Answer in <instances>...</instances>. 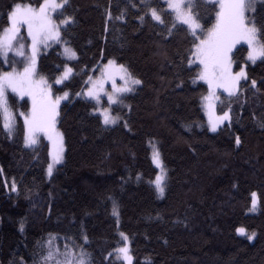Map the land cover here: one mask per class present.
Returning a JSON list of instances; mask_svg holds the SVG:
<instances>
[{
  "label": "trees",
  "instance_id": "obj_1",
  "mask_svg": "<svg viewBox=\"0 0 264 264\" xmlns=\"http://www.w3.org/2000/svg\"><path fill=\"white\" fill-rule=\"evenodd\" d=\"M16 2L37 6L40 0H0V28ZM150 2L167 10L164 0ZM191 9L205 28L215 22L218 6L195 0ZM65 15L75 23L62 32V40L77 59L68 61L56 45L37 63L55 93H70L57 122L64 134V160L50 177L47 137L41 135L35 146L24 143L19 113L29 111L31 101L9 92L16 117L11 137L0 116V264H38V245L50 235L62 246L65 236L86 235L92 264H123L108 256L121 232L129 238L132 264H264V128L259 126L264 61L247 63L239 99L222 94L217 111L229 110L230 104L231 125L211 132L201 106L208 86L192 82L199 69L187 62L192 37L186 26L164 15L169 27L177 25L170 32L152 20L141 0H69ZM252 16L257 27L264 22V1ZM237 48V63L243 65L247 46ZM109 59L141 84L124 97L125 107H114L120 121L106 126L95 102L75 94L87 89L91 75ZM65 63L73 73L56 85ZM0 69L9 66L0 60ZM150 143L158 146L167 172L161 198L150 183L158 171ZM253 192L255 211L250 210Z\"/></svg>",
  "mask_w": 264,
  "mask_h": 264
},
{
  "label": "snow or ice",
  "instance_id": "obj_2",
  "mask_svg": "<svg viewBox=\"0 0 264 264\" xmlns=\"http://www.w3.org/2000/svg\"><path fill=\"white\" fill-rule=\"evenodd\" d=\"M167 10L157 6H152L150 0H141L150 13L152 20L165 25L171 32L176 29V23L169 27L163 18L168 15L178 21L181 26H186L192 37L189 48L190 57L188 64L193 65L198 62V71L193 77L195 84L198 80L204 81L208 86V95L202 96L204 107L208 110V130L216 132L225 122L231 125V105L227 111L222 109L220 115L215 113V101L219 99L216 95L217 89H223L228 97L239 99L241 81L248 80L245 66L248 62L253 64L257 60L264 61V22L257 27L255 19L250 20L246 15L250 10L255 11L256 0H208L213 6H218L215 13V22L211 27L205 28L200 23V17L194 15L186 0H164ZM69 0H40L37 6L31 3L16 2L10 6L6 25L0 28V60L9 66L8 71L0 69V116L3 118V129L9 137L15 132V114L10 109L9 92L23 100L28 97L31 101V108L27 112H20L24 125L25 145L37 143L39 134L43 133L52 142L54 152L50 153L53 163L48 164V175H52L53 164L60 163L63 159V136L56 129L58 109L62 100L69 98V92L64 91L63 95H54L53 85L44 76L37 73V56L41 47H48L50 42L60 43L62 32L75 23L74 17L65 15ZM133 7H136L133 4ZM147 15V13H145ZM111 19V12L108 13ZM123 19V15L115 17ZM141 21L144 16L139 17ZM22 29L25 31L22 32ZM26 32V34H25ZM30 41V43H29ZM243 42L247 45V56L244 64L237 63L236 57L240 51L238 44ZM63 53L67 59L76 58V51L67 42L64 43ZM239 71H233V65ZM17 65H22L18 67ZM63 73L58 76L54 83L61 84L69 79L73 73V68L64 64ZM122 81L119 86L116 78ZM112 81V91L106 92L104 82ZM88 87L83 93L77 92L75 95H85L100 104L101 93L107 95L108 107H99L95 110L100 113L104 125L115 124L121 117L119 114L113 115L112 105H122L123 95L134 92L136 85L141 81L132 76L123 64H117L109 59L107 64L101 69V78L92 81L89 78ZM251 87L257 89V81L251 80ZM259 126L264 128V120L259 122ZM127 127V122H125ZM236 145L241 144L239 136L235 138ZM152 160L160 172L155 179L150 181L155 186L159 195H163L166 188V169L161 159L160 151L153 145ZM12 190H16L13 183ZM251 211H255L257 205V194L251 193ZM113 214L118 215L117 206L113 205ZM236 231L242 235L246 234L244 227H238ZM121 241L118 246L109 252L108 256L116 260H121L123 264H132L133 257L130 254L128 237L119 233ZM255 233L247 236L253 239ZM60 239L56 236H49L47 241L38 245L40 249L38 264H92L91 254L85 245L88 237L82 238L65 236L66 243L63 249L53 244V240ZM82 239V242H78ZM148 264H151L149 261Z\"/></svg>",
  "mask_w": 264,
  "mask_h": 264
},
{
  "label": "rangeland",
  "instance_id": "obj_3",
  "mask_svg": "<svg viewBox=\"0 0 264 264\" xmlns=\"http://www.w3.org/2000/svg\"><path fill=\"white\" fill-rule=\"evenodd\" d=\"M194 1L195 0H186V4L189 6V8H190V11L192 12V4L194 3ZM206 1H208V0H206ZM261 1H264V0H256V2H255V6H256V4L258 3V2H261ZM193 13V12H192ZM252 13H253V11L252 10H250L246 15L249 17V19L250 20H252L253 19V16H252ZM194 14V13H193ZM195 15V14H194ZM25 30L24 29H22V32H24ZM25 34H26V32H25ZM29 43H30V41H29ZM64 43H65V41L64 40H62L60 43H53V42H50L49 43V46L48 47H41V49H40V51H39V53H38V56H37V63H38V59H39V57H40V55L43 53V52H46V51H48L51 47H53V46H56V45H59L60 47H61V53H62V55H63V57L65 58V59H67L66 57H65V55H64V53H63V49H64ZM69 45V44H68ZM239 45H246V44H244L243 42H241V44H238L237 45V47L239 46ZM70 46V45H69ZM247 46V45H246ZM70 47H72V46H70ZM73 48V47H72ZM74 49V48H73ZM77 53V52H76ZM77 59V56H76V58H73V59H67L68 61H74V60H76ZM113 60V59H112ZM248 63H251V62H248ZM105 64H107V62L105 63ZM105 64H103L100 68H99V71H98V73L96 74V75H91V79H92V81H95V80H97V79H99V78H101V69L103 68V66L105 65ZM197 64H198V62H197ZM18 66V65H17ZM247 66V65H246ZM246 66H245V70H246ZM18 67H22V66H18ZM36 67H37V65H36ZM8 70H10V69H8ZM8 70H6V71H8ZM129 71V70H128ZM233 71H239V68H236L235 67V64L233 65ZM37 73H38V77L37 78H39V76H43V75H41V74H39V72H38V70H37ZM133 76V75H132ZM134 77V76H133ZM136 78V77H135ZM137 79V78H136ZM199 81V80H198ZM243 81V80H242ZM241 81V82H242ZM49 82V81H48ZM201 82H203V83H205L204 81H201ZM50 83V82H49ZM50 84H52V85H54L53 83H50ZM116 84L119 86L120 84H122V81L119 79V77H117L116 78ZM206 84V83H205ZM137 86L138 85H136V86H134L135 87V89L137 88ZM88 87H91V84L89 83L88 84ZM87 87V88H88ZM104 89H105V91L106 92H111L112 91V81L111 80H107V81H105L104 82ZM87 90V89H86ZM85 90V91H86ZM52 91H53V94L54 95H63V93L64 92H61V93H55V91H54V86L52 87ZM69 92V91H68ZM128 93H126V94H124L123 95V97H122V99H123V104L122 105H112L111 107H112V109H114V107H120V108H123V107H125L127 104H126V101L124 100V97L127 95ZM222 94H225V95H228L226 92H224L223 91V89H217L216 90V95L219 97V99L218 100H216L214 103H215V113H216V115H220L221 113H219L218 111H217V104H218V102H219V100H220V98H221V96H222ZM208 95V91H207V93H205V95H203V96H207ZM81 97H85V98H88V99H91V98H89V97H87V96H85V95H80ZM25 98V97H24ZM28 98V97H27ZM69 98H70V93H69ZM68 98V99H69ZM67 99V100H68ZM67 100H62L61 101V103H60V106H59V109H58V112L60 111V107H61V105L65 102V101H67ZM91 100H93V99H91ZM94 102H95V104H96V107H95V109L96 108H99V107H108L109 105H108V98H107V95H104V93H101V101H100V104H97V102L95 101V100H93ZM204 101H202L201 100V106H202V111H203V114H204V116H205V119H206V123H205V125L206 126H208V119H209V115H208V110L204 107ZM95 113L96 114H98L99 116H100V113L98 112V111H96L95 110ZM112 114L113 115H116L117 113H114V110H113V112H112ZM59 116V115H58ZM58 116H57V121H56V129H57V131L63 136V148H64V151H63V159L61 160V162L60 163H54L53 164V171H52V174L55 172V170H56V168L63 162V160H64V152H65V142H64V134H63V132H62V130L57 126V122H58ZM120 116V115H119ZM121 117V116H120ZM120 121V119L115 123V124H117L118 122ZM225 123H227V121L225 122ZM115 124H112V125H115ZM202 126V125H201ZM41 135H43V136H45L43 133H41V134H39V136H38V139H37V143L36 144H34V145H30V146H35V145H37L38 144V142H39V140H40V137H41ZM46 137V136H45ZM153 145L159 150V148H158V146L156 145V144H154V143H150V149H151V157H152V151H153ZM50 146H51V153L52 152H54V147H53V144H52V142L50 141ZM160 151V150H159ZM50 163H53V160H52V156H51V160H50ZM164 164V163H163ZM155 165V164H154ZM156 166V165H155ZM157 168V167H156ZM47 169H48V167H47ZM166 169V168H165ZM157 174L160 172V169L159 168H157ZM47 175H48V171H47ZM48 177H50L49 175H48ZM153 185V184H152ZM154 186V185H153ZM154 189H155V186H154ZM155 191H156V189H155ZM165 193V192H164ZM156 194H157V196L158 197H163V195L161 196V195H159L158 193H157V191H156ZM61 244V243H60ZM58 242L57 243H55L54 245H56V246H58V247H60L61 249H63V246L62 245H60ZM128 245H129V240H128ZM129 248H130V245H129ZM130 254H131V251H130ZM132 256V255H131ZM132 262H133V260H132Z\"/></svg>",
  "mask_w": 264,
  "mask_h": 264
}]
</instances>
